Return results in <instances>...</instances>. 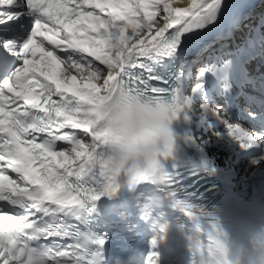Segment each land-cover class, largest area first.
<instances>
[{
	"label": "snow or ice",
	"instance_id": "6c2138e0",
	"mask_svg": "<svg viewBox=\"0 0 264 264\" xmlns=\"http://www.w3.org/2000/svg\"><path fill=\"white\" fill-rule=\"evenodd\" d=\"M175 2L0 0V201H6L0 206V264H100L92 249L105 241L94 238L88 225L98 202L112 198V188L92 167L88 146L98 102L114 89L177 103L175 160L159 179L128 187L134 195L143 184L176 186L180 144L203 155L213 137L226 138L241 152L259 151L254 164L264 162V112L246 110L256 125L246 126L214 102V94L231 91L235 70L246 73L240 62L202 49L191 94L185 85L187 48L219 26L228 5L192 0L174 7ZM61 142L66 147L59 148ZM210 164L205 158L202 170ZM170 195L174 205L183 203L175 192ZM155 203H143V218ZM202 228L197 222L194 230ZM221 235L211 224L208 252L221 246ZM81 236L89 244L73 239ZM190 246L194 264H205L203 246Z\"/></svg>",
	"mask_w": 264,
	"mask_h": 264
},
{
	"label": "clouds",
	"instance_id": "9594fccd",
	"mask_svg": "<svg viewBox=\"0 0 264 264\" xmlns=\"http://www.w3.org/2000/svg\"><path fill=\"white\" fill-rule=\"evenodd\" d=\"M177 103L168 97H144L126 88L104 95L96 108L95 136L88 146L92 167L115 197L129 188L159 179L175 160ZM221 246L205 264H264V230L254 234L248 249L233 247L219 237Z\"/></svg>",
	"mask_w": 264,
	"mask_h": 264
},
{
	"label": "bare ground",
	"instance_id": "6f19581e",
	"mask_svg": "<svg viewBox=\"0 0 264 264\" xmlns=\"http://www.w3.org/2000/svg\"><path fill=\"white\" fill-rule=\"evenodd\" d=\"M256 1V0H247L244 4L238 6V7H235V8H231V9H228V13H239V14H242V13H246L249 8H250V4H253V2ZM197 2H199V0H197ZM192 3V0H176V2L173 4V6H181V7H187V6H190ZM232 27V22L229 24V26L226 27L225 31L228 32ZM231 59H233L234 61H238L239 62V58L238 57H232ZM191 68L192 66H189L187 63H184V69H185V72H186V77H185V85L187 87V89L189 90V94H191V87L188 85V77H189V73L191 71ZM235 78H242V79H247L246 77V73L242 74L238 69L235 70L232 74V79H235ZM195 80V79H194ZM194 83V81H193ZM224 101H227L226 99ZM235 104V102H234ZM0 165H2V162H0Z\"/></svg>",
	"mask_w": 264,
	"mask_h": 264
},
{
	"label": "rangeland",
	"instance_id": "374dc122",
	"mask_svg": "<svg viewBox=\"0 0 264 264\" xmlns=\"http://www.w3.org/2000/svg\"><path fill=\"white\" fill-rule=\"evenodd\" d=\"M259 8H262V9H264V0H261L258 4H257V6L255 7V9H259ZM254 9V8H253ZM252 9V10H253ZM158 18H159V16H158ZM196 70V69H195ZM196 72V71H195Z\"/></svg>",
	"mask_w": 264,
	"mask_h": 264
}]
</instances>
